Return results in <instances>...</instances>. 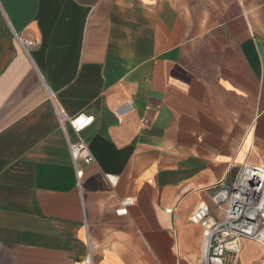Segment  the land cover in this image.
<instances>
[{
  "label": "crops",
  "instance_id": "crops-1",
  "mask_svg": "<svg viewBox=\"0 0 264 264\" xmlns=\"http://www.w3.org/2000/svg\"><path fill=\"white\" fill-rule=\"evenodd\" d=\"M244 163L264 0H0V264H199L190 215ZM263 257L244 240L238 264Z\"/></svg>",
  "mask_w": 264,
  "mask_h": 264
},
{
  "label": "built area",
  "instance_id": "built-area-1",
  "mask_svg": "<svg viewBox=\"0 0 264 264\" xmlns=\"http://www.w3.org/2000/svg\"><path fill=\"white\" fill-rule=\"evenodd\" d=\"M24 49L34 42L20 41ZM61 128L69 126L75 133L89 127L92 117L67 116L56 113ZM73 161L80 157L86 164L92 161L83 143L68 144ZM129 204V200L123 202ZM170 212V210H166ZM202 230V254L199 264H238L244 240L264 248V168L242 164L229 184L214 189L210 204H199L189 218ZM260 264H264V257Z\"/></svg>",
  "mask_w": 264,
  "mask_h": 264
}]
</instances>
